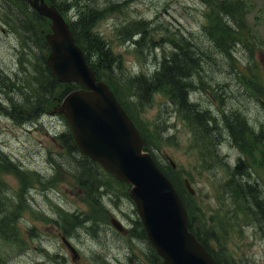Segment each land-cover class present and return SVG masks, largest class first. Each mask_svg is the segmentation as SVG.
<instances>
[{
  "label": "rangeland",
  "instance_id": "rangeland-1",
  "mask_svg": "<svg viewBox=\"0 0 264 264\" xmlns=\"http://www.w3.org/2000/svg\"><path fill=\"white\" fill-rule=\"evenodd\" d=\"M210 1L213 10H217L219 4L216 6L214 0ZM230 3L235 6V12L241 20L239 31L241 43L235 51V57L244 75L237 76L241 71H235L231 67V62L233 63L231 60L229 63L221 59L211 61L207 64V69L201 71L202 74L198 76L192 97L201 102L202 106L211 107L212 110H217L222 104L227 113L240 106L251 123H261L264 126V112L263 114L260 112L257 104V98L263 94L257 93L253 87L255 83L264 87V0H231ZM94 4L98 8H104L102 16L95 23V29L108 41L112 50L121 55L129 72L151 71L157 56L172 49L169 34L192 32L199 38L202 34V25L211 21L208 15L211 7L207 5V0H95ZM134 23L144 26L146 32L139 35L133 31ZM11 30L10 25L2 18V33L0 31L2 70L8 66L20 67L18 59L21 57V51L18 49L23 48V37ZM134 38L140 39L141 43L135 44ZM149 38L156 40L154 41L155 46H158L154 50L156 57L143 51L144 43ZM214 54L213 52L216 58L217 55ZM38 55L37 52H32L30 58L37 59ZM211 58L213 57L210 56L209 59ZM217 83L221 84V87L218 88ZM121 90L120 95L151 137L152 134L160 137L162 143L158 148L159 157L170 156L177 169L190 179L196 190L194 204L200 208L199 214L207 218V227H213L208 220L209 215L213 216L216 222L232 218L227 223L231 224V227L221 230L218 228V239L210 242L213 249L216 252L219 249L225 257L229 251L245 264H264V224L256 223L249 217L251 221L243 219L241 214L245 211L236 209L225 191L230 174L229 166L224 160L234 165L243 153L229 141L227 135H220L219 144L217 142L215 146L220 159L208 158L205 162L200 157V149L191 128L183 117L173 111L164 92L155 93L147 104L134 105L130 92L126 88ZM216 91H221L222 94L226 91L231 93L225 94V99L222 100ZM0 106L2 107V103ZM53 106L50 104L41 118L38 116L30 119L28 115L27 119L30 120L26 124L14 114L2 111L0 107V147L32 173H35L33 170L41 171L45 175L54 173H46L50 171L48 154L57 153L61 149L56 132L65 129L67 124L60 115L48 113ZM243 156L247 159V165L251 166V159L245 154ZM253 168L258 186L264 190V169L257 165H253ZM1 175L14 191L22 190L18 175L10 172H1ZM45 175H43L45 180L50 177ZM33 177L39 179V176ZM51 177H55L54 186L57 189L42 192L44 185L31 180L27 189H37H33L31 194L29 191L21 194L23 209L17 222L20 240L12 242L0 238V264H99L105 261V258L112 264L124 261L129 252L127 241L113 231L110 219L116 216L127 228H131L135 216L133 203L126 198L109 208L106 207L110 224L102 230L99 239L92 238L85 231H78L80 233L78 235L77 230L71 228L70 243L76 246L81 256L79 260H72L73 254L63 241V237L67 238L68 235L53 224L56 219L60 221L55 209L56 205L60 204L64 211L74 210L77 206L86 210V202L78 196V185L72 175L60 172ZM103 178L109 180L106 175ZM220 210L222 212L219 213ZM136 243L140 245L139 242ZM140 246L142 248V245ZM133 251L138 257H142L141 249L133 246L130 252ZM55 253L56 257L53 256Z\"/></svg>",
  "mask_w": 264,
  "mask_h": 264
},
{
  "label": "trees",
  "instance_id": "trees-1",
  "mask_svg": "<svg viewBox=\"0 0 264 264\" xmlns=\"http://www.w3.org/2000/svg\"><path fill=\"white\" fill-rule=\"evenodd\" d=\"M48 1L58 4V8L65 10L63 8H65L66 1ZM72 1L75 4L72 7L74 15H71L73 19H70L77 42L84 48L98 77L104 78L110 84L137 125L138 122L134 113L131 112L129 106L121 98L119 90L126 88L130 92V98L134 105L139 102L147 104L152 100L154 93L157 91L164 92L170 104H173L191 128L200 149V157L205 162L208 158L214 160L217 157L220 159L219 151L215 149V146L220 139V135H227L232 138L240 152L251 159V166L257 165L264 169V139L260 144L261 139L254 133L253 128L248 125L243 115L230 110V113H227L224 109L217 113L214 110L204 109L198 103L190 100V93L195 88L194 82H197L198 76L202 74L201 71L206 70L207 64L211 61L215 62L217 59H221L225 63H229V60H231L233 61L231 67L235 71H241L238 64H236V58L233 56V51L238 44L241 20L235 12V6L230 3L231 0H214L216 6L219 4L218 9L210 13L212 19L213 13H215L214 24L207 26L204 29V35L201 37L196 38L193 34H169L172 49L168 53L157 56L152 72H138L136 74L128 73L124 69L121 56L115 54L105 38L94 31L95 22L102 16V11L94 4L95 0ZM18 2L24 8L25 13L30 15L31 19L33 14L37 15L38 19L45 22V27L48 28L47 19L31 11L27 0H18ZM5 11L6 9L4 13ZM75 17L77 20H74ZM30 23L31 25L33 23V33L27 38L28 40L36 38L33 41L32 49L18 59L19 68H17V65L8 66L5 70L0 71V105L2 103V111L14 114L25 124L31 118L41 115L48 105L54 103L56 95H63L76 87L74 83L58 82L45 59H42L44 55L41 54V50L46 47V40L41 32L44 24L41 27L40 25L37 26L33 20ZM133 31L142 35L146 32V28L134 23ZM139 40L134 38L135 44L141 43V40ZM154 41L156 40L149 38L144 43L143 51L156 57ZM32 52L39 54L37 59L30 58ZM213 52L217 55L216 58L213 56ZM210 56L213 58L209 59ZM238 75L242 76L244 73L241 71ZM117 84H122V86ZM217 84L218 88L221 87V84ZM254 86L257 90H262L263 87L259 86V83H255ZM218 95L222 99L221 94ZM28 115L30 119H27ZM138 127L146 140V150L152 153L158 165L174 182L181 194L190 214V229L212 252L219 264H245L244 262H238L229 251L226 253V257L222 255L219 249L216 252L210 244L214 239H218V228L221 230L222 228L231 227V224L227 223L232 218H228L227 221L217 220L218 222H216L213 216L209 215L208 220L213 227H207V218L199 214L200 208L194 204L195 197L186 188L184 181V175L186 174L174 169L166 160L159 159L157 150L162 143L160 137L153 134L151 137L146 132L150 135L147 138L143 129L139 125ZM57 139L61 149L57 153L51 152L48 154L50 171L46 173L54 172L50 175H45V173L38 170H33L35 173H32L21 162L15 160L11 154L0 148V238L6 241L19 242L17 222L23 209L21 194L25 191H29L31 194L33 189H37H27L31 180L44 185L42 192H49L52 189H57L54 186L55 177H51V175L64 172L75 178L82 191V199L86 202L87 209L79 208L64 211L60 204L56 205L55 212L59 214L60 221L56 219L53 224L58 230H63L67 235L72 233L71 228H73L77 230L78 235H80L78 231H85L92 238L99 239L102 230L110 224L107 219L109 213L106 207L109 208L111 204L129 198L127 184L118 181L113 175L107 174L96 162L80 153L68 127L58 134ZM243 157L245 156L238 158L234 165L224 160L225 164L229 166L230 174L225 191L228 193V197L232 199L235 208L245 211L241 214L243 219L248 221L253 219L256 223L264 224V190L259 188L256 179L250 177L252 174L251 166L247 165V159ZM21 169L27 170L21 172ZM1 172L18 175L22 190L14 191L6 182L4 176L1 175ZM105 174L110 180L102 179ZM33 175L39 176V179H34ZM43 175L50 176L45 177L48 182L43 179ZM134 213L133 225L128 232L130 234L129 238L126 237L127 234L110 226L120 238L127 241V248H129L127 257L119 264H164L162 258L149 243L140 218L135 211ZM136 241L142 245V248ZM133 246L138 250L141 249L142 257H138L134 251L133 253L130 252V248ZM99 264L112 263L105 258V261L99 262Z\"/></svg>",
  "mask_w": 264,
  "mask_h": 264
},
{
  "label": "water",
  "instance_id": "water-1",
  "mask_svg": "<svg viewBox=\"0 0 264 264\" xmlns=\"http://www.w3.org/2000/svg\"><path fill=\"white\" fill-rule=\"evenodd\" d=\"M29 2L52 21L53 31L46 35L52 71L61 81L76 80L86 87L69 93L54 110L66 115L80 151L132 185L130 195L165 264H217L190 232L175 186L144 151L142 135L109 86L97 80L63 15L45 0ZM113 223L122 229L119 221Z\"/></svg>",
  "mask_w": 264,
  "mask_h": 264
},
{
  "label": "bare ground",
  "instance_id": "bare-ground-1",
  "mask_svg": "<svg viewBox=\"0 0 264 264\" xmlns=\"http://www.w3.org/2000/svg\"><path fill=\"white\" fill-rule=\"evenodd\" d=\"M66 1V5H65V10H61L60 8H58V4L49 1V3L56 7L61 13H68L69 15H74V9H72V7L75 5L74 3H72V0H64V2ZM82 1V0H80ZM61 2V0H60ZM59 2V3H60ZM0 13L2 15L3 20L10 25V30H14L16 32H18L19 34L22 35L23 37V48L22 49H18L19 51H21V57L24 54H27L33 47L32 42L36 39H29L27 38V36L32 35V30H33V23L31 25L30 22H35V24L37 26H41L42 21L40 19H38L39 17H37V15L33 14V18L31 19L30 15L28 13H25L24 8H22V6L19 4L18 0H0ZM28 3V7L31 11L36 12L39 16H42L39 12H37L33 5L27 0ZM2 6H4V10L6 9L5 13L2 14ZM67 8V10H66ZM32 14V13H31ZM43 17V16H42ZM2 18H0V31L2 33ZM71 19H73V17H71ZM74 20H77V18L75 17ZM41 22V23H40ZM11 30V31H12ZM107 41V40H106ZM108 42V41H107ZM46 52H48V48L47 46L41 50V54H43L44 56L42 57V59L46 58ZM0 71H2V64L0 65ZM153 70L149 71L152 72ZM54 74V73H53ZM55 76V75H54ZM56 77V76H55ZM159 92V91H157ZM156 92V93H157ZM221 96H222V100L225 99V94H230L231 92L226 91L225 94H222L221 91H218ZM155 95V93H154ZM153 95V96H154ZM242 110V111H240ZM231 112H238L240 115H243L245 117V119L247 120L248 125L253 128L254 133L259 137V139H261L260 144H262L263 139H264V126L261 123H251V121L249 120V118L246 116V114H244V110L243 108H241L240 106H237L236 109L231 110Z\"/></svg>",
  "mask_w": 264,
  "mask_h": 264
}]
</instances>
